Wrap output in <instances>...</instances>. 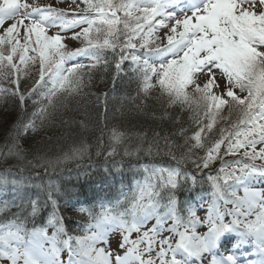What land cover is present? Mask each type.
Wrapping results in <instances>:
<instances>
[{
  "label": "snow or ice",
  "instance_id": "1",
  "mask_svg": "<svg viewBox=\"0 0 264 264\" xmlns=\"http://www.w3.org/2000/svg\"><path fill=\"white\" fill-rule=\"evenodd\" d=\"M57 3L0 0V104L33 109L0 142V264H264V0ZM99 69L170 127L87 142L65 114ZM37 120L81 131L51 156L24 147ZM70 162L90 202L51 179Z\"/></svg>",
  "mask_w": 264,
  "mask_h": 264
},
{
  "label": "trees",
  "instance_id": "2",
  "mask_svg": "<svg viewBox=\"0 0 264 264\" xmlns=\"http://www.w3.org/2000/svg\"><path fill=\"white\" fill-rule=\"evenodd\" d=\"M78 45L69 46L74 47ZM87 63V61H84ZM35 77V73L33 78ZM32 78V80H33ZM33 81H29L28 85H31ZM23 83V82H22ZM23 89V84H21ZM113 89L112 83V71L109 70L107 73L103 69L97 70L93 75L92 84L88 85L84 89V94L81 97H77L72 103V107H79V111L67 112L65 118L74 117L77 121L84 119L85 116L89 121V127L83 132L84 138L89 143H93L95 136L99 135L97 131L98 127H102L104 124L111 126L113 123H120L129 128H135L136 130L143 129L145 131L150 128H169L167 123L160 125L159 121L152 119V112L155 111L159 115V105L154 100L149 99L145 107L137 111L135 104L130 99L136 95V85L131 82L127 76H123L121 79L116 81L115 90ZM107 93V99L104 94ZM136 103H140L137 101ZM28 112L21 113L19 108L14 103V98L9 97L6 104L0 105V120L6 119L7 125H0V142H2L5 133V128L10 129L11 125L21 115H27L31 117L32 102H28ZM171 111V109H169ZM226 114V113H225ZM37 131L29 132L26 138H23L25 148L39 149L41 153H47L54 156L59 153L60 149L70 144L73 135L79 134L80 129L78 124H73L70 127L59 126V120L56 122L55 127L45 125L40 126V121L37 120ZM219 126H223V122ZM49 137L51 139H49ZM31 159V156H29ZM93 159L95 157L93 156ZM15 160L7 161V164H14ZM81 165L87 164V159L79 162ZM3 165L0 164V167ZM218 166V165H216ZM66 169H70L69 172ZM66 169H58L55 174L50 175L51 179L60 183L65 184L70 190L81 191L83 195L79 197L81 201L90 202L93 197V189L89 185H84L83 189L73 185H78L80 182L76 180L77 176V162H70ZM43 173V169H39ZM28 174V173H26ZM48 177H45L47 181ZM105 192L99 193V195H105ZM68 216H73L71 220H66V226L70 232H73L78 227L79 217L75 215L73 211L66 213ZM51 231V229L49 230ZM78 234V233H77Z\"/></svg>",
  "mask_w": 264,
  "mask_h": 264
},
{
  "label": "rangeland",
  "instance_id": "3",
  "mask_svg": "<svg viewBox=\"0 0 264 264\" xmlns=\"http://www.w3.org/2000/svg\"><path fill=\"white\" fill-rule=\"evenodd\" d=\"M28 2H29V3H32L33 0H28ZM36 2L39 3V4H41V5H46V4H49V3H56V6L64 7V8H67V7H68L67 4H60V3H57V0H36ZM67 43H68V46L78 45V42H76V41H68ZM33 75H34V73H33ZM33 75H32V77L29 78L27 81H23V83H22V84H23V87L25 86V84L28 85V83H29L30 80L33 81V80H32ZM5 86H6V87L8 86L7 83H5ZM9 97H10V96L6 97V100H7ZM0 105H2V104H0ZM116 238H118V234H117V236H114V237H113V247H114V248H115V246H116V245H115V239H116ZM63 258H64V259H67V254H66V253L63 254Z\"/></svg>",
  "mask_w": 264,
  "mask_h": 264
}]
</instances>
